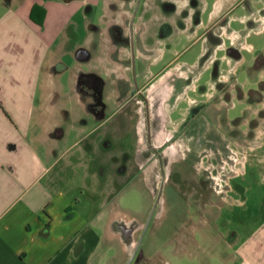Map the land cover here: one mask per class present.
Returning <instances> with one entry per match:
<instances>
[{"label": "rangeland", "instance_id": "rangeland-1", "mask_svg": "<svg viewBox=\"0 0 264 264\" xmlns=\"http://www.w3.org/2000/svg\"><path fill=\"white\" fill-rule=\"evenodd\" d=\"M240 1L202 0L196 9L190 4L188 22L196 28L195 38L176 33L169 38L172 51L181 55L170 71L150 86L149 92L155 98L161 97L172 84L176 95L166 104L168 112L159 110L163 128L172 133L184 120L189 125L186 137L181 136L164 150L168 159L162 199L132 264H224L219 256L226 257L235 251L264 222V147L256 146V137L264 139V130L255 128L258 123L264 127V59L255 62L260 51L264 55V23L259 22L253 31L248 29L249 21L263 16L264 0H244L241 4ZM172 2L175 3L142 0L135 25L146 22L147 37H155L160 27L181 20L183 11L169 12L165 8V3ZM197 17L202 23L199 28L195 23ZM213 25L210 35L203 37V32ZM88 36L85 29H79L71 38L70 47L81 46L89 49L94 58L101 57L99 33H93L90 39ZM215 38L222 40V47L215 43ZM137 42L136 35V48ZM231 44L240 52V61H227ZM136 48L134 60L131 52V76L139 86L146 77L160 72L171 57L168 52L161 63L155 64L154 59L145 62L137 59ZM205 57L204 65L191 68V64L201 63ZM62 60L68 69L63 71L56 66L55 72L50 71L53 76L46 79V105L76 106L67 96L78 71L73 49ZM80 67L84 71L101 69L94 62ZM143 69L146 75L137 77L136 72ZM187 77H200L197 85L209 89L210 98L200 96L199 92L186 93L182 79ZM58 85L60 92L55 95L53 90ZM110 86L108 83L106 96L111 94ZM258 97L263 103H259ZM112 108L109 126L114 127L109 139L113 145L107 158V181L113 191L114 219L97 251L99 255L109 247V264H127L149 220L161 175L157 158L149 151L146 159L144 145L137 142L144 127L139 113L134 112V102L119 111L118 107ZM102 133L99 130L93 138ZM123 225L130 230L128 240L121 229Z\"/></svg>", "mask_w": 264, "mask_h": 264}, {"label": "crops", "instance_id": "crops-1", "mask_svg": "<svg viewBox=\"0 0 264 264\" xmlns=\"http://www.w3.org/2000/svg\"><path fill=\"white\" fill-rule=\"evenodd\" d=\"M110 2L1 0L0 264L110 263L109 247L99 255L97 250L114 219L113 191L107 181L114 127L109 123L114 114L111 107H120L115 82L127 78L112 42L115 28L126 31L125 19L110 9ZM35 6L45 10L42 25L31 19ZM81 28L88 39L99 33L101 57L94 58L81 46L70 47ZM168 41L155 38L153 49L159 55L150 57L155 64L165 60L168 53L163 46ZM72 49L78 71L67 96L76 106L46 105V79L56 66L68 69L62 58ZM124 53L120 59H125ZM180 55L170 51L171 59L164 65ZM138 57L143 59L141 53ZM226 58L229 63L237 60L230 54ZM90 62L101 69L80 67ZM198 65L193 63L191 68ZM92 77L103 83L102 116L92 106V94L83 89V81ZM199 79L188 90L198 91ZM108 83L112 91L106 96ZM53 91L60 92L59 85ZM259 124L256 130H264ZM99 130L101 136L93 138ZM261 139L256 137L257 147H264ZM219 258L224 264H264V222L235 251Z\"/></svg>", "mask_w": 264, "mask_h": 264}, {"label": "flooded vegetation", "instance_id": "flooded-vegetation-1", "mask_svg": "<svg viewBox=\"0 0 264 264\" xmlns=\"http://www.w3.org/2000/svg\"><path fill=\"white\" fill-rule=\"evenodd\" d=\"M150 1V0H148ZM152 1V0H151ZM175 3H170L167 4L165 3L164 6L167 9V11L169 12H176L178 11V9H180V11L182 12V17L180 21H174L173 25H167L165 26V28L160 27V31H158V33H155V37L153 38H148L147 34L148 33V27H146L143 24H140L139 26L135 25V19L136 16L139 12L140 9V4L142 2V0H112V2L109 3V7L110 9L115 12L117 15L124 17L125 19V29L126 31L123 29H119V28H115L113 30L112 33V42L114 44L115 47V52L117 53V58H118V62L121 66H123V69H126L127 71V78H123V79H119L115 82V90L116 93L119 95L118 97H116V101H118L120 103V107L117 109L118 111L123 109L125 106L129 105L132 101L134 102L135 105V110L134 112L136 114L139 113L140 117L139 121L143 124L144 127V133L141 137L137 138V142L138 144L140 143L141 145H144V150L143 152L145 153V157L147 159V153L149 151H151V153L153 154L154 157L157 158V161L159 163V168H160V175H161V183H160V188L158 191V195L156 197L155 203L159 197V195L161 194L160 197V201L159 204L155 210V212L157 211L161 199H162V195H163V191H164V187L166 184V160L168 158H165L164 156V150L174 144H176V142L178 141V139L183 136L186 137V130L187 127L189 125V121L184 120L181 123V127L178 128L177 131H174L172 133L165 131L163 126V122H162V117L160 115V111L167 113L168 112V107L166 106L167 103L170 102V99L172 96L176 95L175 92V88L172 84H169L167 86V90L163 93V96L155 98V94L149 92V88L150 86L157 80L159 79L162 75L166 74L168 71H170L171 67L173 66V63L168 62L166 66H164V68L158 72L157 74L153 75L152 77L148 78L146 77L145 81H143L142 85L137 86L134 83V80L132 79L131 73H132V61H131V52H132V58L134 60V52H135V48H136V44H135V36H138V42H137V52H136V57L138 60L139 59V54L141 53L142 58L141 60L143 61H151L153 58H150L151 56H158L159 54L156 53L155 49H153V46L155 45V38L159 39V40H167L169 38H171V36L176 33V34H180V35H184L189 39H194L195 35H196V28H194L193 26H191V24L188 22L189 20V13H188V8L189 5H192V8L196 9L199 7V2H202V0H173ZM244 0H242L241 3H243ZM204 2V0H203ZM240 3V4H241ZM201 10V8H200ZM251 12V11H250ZM263 14L262 17L260 18H264V10L261 12ZM258 19V21H254L251 20L248 22V29L249 31H253L254 29H256L259 25V22L261 23V19ZM144 22V21H143ZM196 25L198 26L197 28H199V26L202 24L199 20V17H197L196 19ZM213 26L208 27L202 34V36H206L207 34L210 35ZM262 29H264V24L261 26ZM163 28V29H162ZM121 31V32H120ZM159 34V35H158ZM249 35V34H248ZM201 37V36H200ZM199 37V38H200ZM215 43L218 46H222V40L221 39H217L215 38ZM233 44H231V46L229 47V49L227 50L228 55H233L237 58L238 61H240L242 59V56L240 54V52L236 49V47L232 46ZM162 47V46H161ZM165 53H168L170 51H172V44H169L168 42L165 43V45L163 46ZM121 51H124L125 53V59H120V53ZM158 59V58H157ZM207 58L205 57L203 59V61L201 63H199V65H204L205 60ZM255 62H259L261 61V59H264V55L261 54V52L258 53V56H256L255 58ZM150 68V67H149ZM142 73H144V69L140 72L137 73V77L142 76ZM146 75V73L143 74ZM216 77L217 80L220 83V76L216 71ZM115 76V75H114ZM116 77V76H115ZM93 79V80H92ZM184 82H186V87H185V91L186 93H198L199 95L202 97H209V93L210 90L204 88V87H199L198 91H191L188 90V88L190 87V85L192 84V82L194 81L192 77H187V79H182ZM83 84L85 86H83V89H85V91L87 93H91L92 97H93V107L96 109V114L97 116H102V111L106 108V105L104 104L103 100H104V92L100 90L101 85L103 84L101 81H99L98 79H96L95 77L89 78L88 80H84ZM212 89V88H210ZM162 93V92H161ZM160 93V94H161ZM157 97V96H156ZM210 98V97H209ZM258 101H260L259 103H263L262 102V98L258 97ZM191 103H195V101H191ZM160 110V111H159ZM165 122H169V120H166ZM258 125V124H257ZM257 125L255 126V128L257 127ZM142 153V150H141ZM144 159V162L145 160ZM138 162H143L141 161V159H138ZM154 203V206H155ZM153 206V209H154ZM152 209V211H153ZM151 211V214H152ZM154 212V214H155ZM150 214V216H151ZM153 214V216H154ZM153 216L151 218V221L153 219ZM150 219V217H149ZM149 221V220H148ZM150 221V223H151ZM149 223V225H150ZM148 222L145 224L143 231L141 232V235L137 241V244L132 252V254L129 257H132V255L134 254V252L136 251L137 247L139 246L135 258L138 256V254L140 253V248L143 242V239L145 237V234L147 232V229L149 227V225L147 226ZM124 235L126 236L125 238L128 240L130 238L129 234H130V230L126 227V226H122L121 227ZM146 232L143 235V232ZM142 240V241H141ZM141 241V243H140ZM135 258L133 259V261L135 260ZM128 260V261H129ZM141 260V256L139 258V261ZM132 261V263H133Z\"/></svg>", "mask_w": 264, "mask_h": 264}, {"label": "trees", "instance_id": "trees-1", "mask_svg": "<svg viewBox=\"0 0 264 264\" xmlns=\"http://www.w3.org/2000/svg\"><path fill=\"white\" fill-rule=\"evenodd\" d=\"M39 14L41 15L40 19L37 17V15H39ZM44 18H45V10L39 6H35L31 12V19L34 22L38 23L39 25H42L44 22Z\"/></svg>", "mask_w": 264, "mask_h": 264}, {"label": "water", "instance_id": "water-1", "mask_svg": "<svg viewBox=\"0 0 264 264\" xmlns=\"http://www.w3.org/2000/svg\"><path fill=\"white\" fill-rule=\"evenodd\" d=\"M82 53L85 54L84 51H83ZM86 56H87V54H86ZM160 197H161V194L159 195V197H158V199H157V201H156V203H155L154 209H153V211H152V214H151V216H150V219H149V221H148L147 226L149 225V223H150V221H151V218H152V216H153V214H154V212H155V210H156V208H157V206H158V204H159ZM145 232H146V229H145V231L143 232L142 237L144 236ZM141 241H142V240H141ZM141 241H140V243H141ZM138 248H139V246L137 247L136 251L134 252V254L132 255V257L130 258V260L127 262V264H132V261H133V259L135 258V255H136V252H137Z\"/></svg>", "mask_w": 264, "mask_h": 264}]
</instances>
